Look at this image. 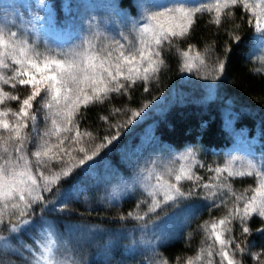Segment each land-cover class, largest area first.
Segmentation results:
<instances>
[{"label":"snow or ice","instance_id":"snow-or-ice-1","mask_svg":"<svg viewBox=\"0 0 264 264\" xmlns=\"http://www.w3.org/2000/svg\"><path fill=\"white\" fill-rule=\"evenodd\" d=\"M137 6L135 17L117 13L120 25L114 23L109 28L105 21L101 27L92 18L75 41L53 46L41 34L50 18L46 0H38L37 5L46 15L37 12L26 27L5 12L10 6L0 0V230L6 229L9 236L17 238L22 229L31 227L37 232L36 236L29 233L32 244L19 240L20 247H13L9 236L0 231V249L21 256V249L26 250L27 264H80L70 241L44 219L49 203L55 206L45 194L53 193V189L59 192L60 182L77 168L89 175L100 152L117 140L120 130L143 110H128L129 118L123 122L111 123L107 116H101L111 134L96 142L93 132L80 127L82 108L110 101L113 94L127 95L137 82H143L148 91V83L164 66L163 53L173 47L183 58L182 71L222 72L223 60L217 58V64L210 67L205 59L207 52L195 51L194 45L181 50L175 44L190 35L196 20L204 14L210 16L209 23L220 26L234 16L235 8H241L257 34L259 47L264 49V0H145ZM230 35L240 40L235 31ZM254 71L264 72V67ZM9 102H17V107L8 106ZM122 111L114 109L112 115ZM38 116L44 122L42 129ZM197 166L205 168L191 149L168 160H151L132 177L113 176L117 182L109 202L135 197V209L119 218L140 222L141 232L154 226L161 234L178 218L186 221L192 208L187 204L166 214V206L177 209L181 203L199 197L208 202L210 212L224 207L226 215L200 225L207 244L187 257L184 264H242L247 245L232 234L233 224L240 225L241 236L251 234L249 221L253 216L262 218L264 224V153L243 158L230 155L222 164H209L205 170L212 175L207 180L194 171ZM236 178H254L255 184L237 192L231 183ZM36 205L41 215L34 220ZM256 231L264 233V226ZM158 239H141L152 253L144 257V264H169L157 250ZM261 255L264 253L252 254L254 260L264 264ZM179 261L177 257V264ZM0 264L4 262L0 260Z\"/></svg>","mask_w":264,"mask_h":264},{"label":"trees","instance_id":"trees-1","mask_svg":"<svg viewBox=\"0 0 264 264\" xmlns=\"http://www.w3.org/2000/svg\"><path fill=\"white\" fill-rule=\"evenodd\" d=\"M66 1L73 12L78 0H52L59 18L65 16ZM140 1L100 0L106 7L111 5L133 16H137ZM233 11L234 16L223 20L220 26L209 23L208 14L199 16L190 35L175 42L181 50L194 45L195 51L207 52L205 59L210 67L217 64V58L223 60L222 72L211 73L201 69L197 74L195 69L182 71L183 58L173 47L163 53L164 66L158 77L148 83V91L144 90L143 82H137L127 95L113 94L110 101L81 109L80 127L93 132L96 142L111 134L101 116H107L109 122L116 123L129 118L128 110H143L131 124L120 130L117 140L100 152L95 169L89 175H83L82 169L77 168L72 176L60 182L59 192L53 189L55 195L45 194V199L51 198L55 206L49 203L43 212L44 219L52 222L61 236H68L66 228L73 223L94 228L90 235L85 234L83 242L79 236L74 238L80 241L78 243L73 244L69 240L72 253L80 264H144V257L152 255L148 249L137 251L136 246L144 236L156 239L154 233L160 231L153 226L144 235L140 231V222L119 218L135 209L136 198L124 196L119 203L109 202L117 182L113 176L132 177L143 162L159 152L165 154L183 148L192 149L205 168L214 162L222 164L226 159L224 151L232 143L224 125L228 108L232 109L230 113H233L235 125L243 129L247 137L255 138L256 151L264 153V72L254 71L264 67V54L257 46L256 33L247 23V14L239 7ZM242 15L243 20L240 18ZM236 25L240 27L237 29ZM234 31L240 36L239 41L231 38L230 33ZM8 106L15 109L17 102H9ZM117 108L123 110L122 114L113 116L112 112ZM40 122L44 126L42 118ZM146 139L148 141L143 142ZM29 147L31 149V145ZM53 167L57 165L53 164ZM205 168L197 166L194 171L207 180L212 174ZM231 183L234 191L243 192L249 185L254 186L255 180L236 178ZM184 187H188V182ZM207 203L202 198L193 197L177 209L166 206L164 212L171 214L187 204L192 205L187 220L182 219L174 230L167 229L162 234L163 238L157 241L158 252L169 264H177V257L180 258L179 264H184L187 257L194 256L201 247H205L207 241L200 225L212 217L220 218L227 214L224 207L213 208L210 212ZM39 207L35 206L34 220L41 215ZM261 226H264L262 218L253 216L249 221L251 234L241 236L240 225L234 222L232 234L247 245L242 264H259L252 254L264 253V233L256 231ZM0 231L3 234L7 230ZM28 231L21 232L25 240H29ZM263 257L261 255V259ZM0 260L27 263L21 256L3 249H0Z\"/></svg>","mask_w":264,"mask_h":264},{"label":"rangeland","instance_id":"rangeland-1","mask_svg":"<svg viewBox=\"0 0 264 264\" xmlns=\"http://www.w3.org/2000/svg\"><path fill=\"white\" fill-rule=\"evenodd\" d=\"M143 1L145 2V0ZM4 3L10 6L9 8L5 9V12H7L10 17L15 18L16 22L18 24H22V26L24 27L28 26L27 22L31 20L32 16L36 14L37 12L42 17L46 15V12L44 9L37 7L38 0H4ZM140 3H143L142 0L140 1ZM46 4L48 7L47 14L50 16V18H49L48 23L44 25V28L41 34L43 38L47 39L53 46H56V45L66 46L67 42L75 41L78 36L84 33L89 20L92 18H94V22H99L101 27H104V22L107 21L108 27L111 28L114 23L116 25H120L121 17L117 15L118 12L133 16V14H129L126 11L121 10L120 8H114L111 5L106 7V5L100 2V0H78L77 4L73 6L74 8L73 12H71V8H70L71 6L68 4V1H66L65 7H64L65 16H63L62 18H59L52 0H46ZM137 14H138V10L135 15ZM75 16L76 18H74ZM256 36L257 34L255 35V37ZM256 42H257V46L260 49L261 53L264 54V49H261L259 47V43L257 39H256ZM231 110H232L231 108L227 109L226 119L224 121V125L229 132L230 138L232 139V143L224 151L226 155V159L230 155H235V156H239L243 158V157L249 156L252 153H255L257 156H259L260 153L256 151V148H255V144L257 143V140L255 138L247 137L246 132L243 129L238 128L237 125H235V122H234L235 119H234L233 113H230ZM40 121H41V117L38 116L39 127L41 124ZM43 127L44 126L42 125V128ZM146 141L148 140L147 139L143 140V142H146ZM187 150H189V148H183L181 150H170V151H167L165 154H159L160 153L159 152L158 155L153 156L152 158L149 159V161L154 160V159L168 160L174 155L184 153ZM142 160H144V158H142ZM149 161L147 160L146 162H143V164L140 167H143ZM188 216L189 214L187 215V218ZM181 220L182 218H178L177 221L173 223L168 229L174 230L175 226L176 225L178 226ZM82 226L76 223L69 224L68 228H66L67 230L66 232L68 236L67 237L62 236V237L67 240L71 239L74 242L73 244L80 242L74 239L75 237L77 239L78 236H79V239H82L81 242L85 241V238H84L86 237L85 234L90 235L94 231L93 230L94 228L92 227L91 229V228H86ZM28 230H29L28 233H31V235L33 236L37 235V232L35 229L29 227ZM23 231H27V230L22 229L21 232ZM21 232L18 234V238L15 236H9V233L7 231L4 232L3 235L9 236V239L11 240L13 247H20L19 240H23L27 244H32L33 243L32 240L30 238L29 240H25ZM117 235L119 236V233ZM144 235H145V232H144ZM156 235L157 237H159L158 240L163 238L160 232L155 234V236ZM125 236H128V234L125 233ZM144 237H145L144 240H150V237L149 238H147L146 236ZM165 237H168V236L165 235ZM33 247H35V245H33ZM136 247H137L136 248L137 251H141V252L143 250L147 251V247L141 243V240H138ZM3 250L9 253H13L15 255L21 256L12 251L10 252V250H5V249ZM21 250L23 251V256L21 257L24 259V257H27L29 255V253L26 250H23V249ZM261 260H264V257ZM7 261L8 262L4 261V264L5 263L6 264L18 263L17 260H7ZM18 264H21V263L19 262ZM23 264H27V263L24 262Z\"/></svg>","mask_w":264,"mask_h":264}]
</instances>
